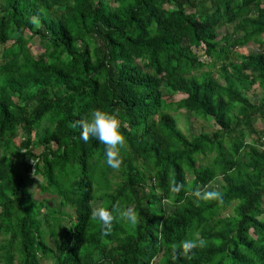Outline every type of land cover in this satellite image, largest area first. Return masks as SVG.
Wrapping results in <instances>:
<instances>
[{"label": "trees", "instance_id": "trees-1", "mask_svg": "<svg viewBox=\"0 0 264 264\" xmlns=\"http://www.w3.org/2000/svg\"><path fill=\"white\" fill-rule=\"evenodd\" d=\"M97 107L121 121L118 169L74 127ZM0 264H264V0L0 2Z\"/></svg>", "mask_w": 264, "mask_h": 264}, {"label": "clouds", "instance_id": "clouds-1", "mask_svg": "<svg viewBox=\"0 0 264 264\" xmlns=\"http://www.w3.org/2000/svg\"><path fill=\"white\" fill-rule=\"evenodd\" d=\"M74 127H79V139L87 143L90 139H95L106 146V163L118 169L121 165L119 151L126 144V138L121 131V121L115 112H109L103 108L97 107L91 109L88 116L77 121ZM183 188V184L173 187V191L179 192ZM197 196L203 199H212L220 196L219 192L207 191L203 194L197 190ZM92 217L102 222L105 233L111 230L113 220L116 218L113 211L105 207H97L92 209ZM121 218H129L135 221V216L131 210H120ZM203 244V241H201ZM185 252L193 247L191 240H185L182 244Z\"/></svg>", "mask_w": 264, "mask_h": 264}, {"label": "rangeland", "instance_id": "rangeland-1", "mask_svg": "<svg viewBox=\"0 0 264 264\" xmlns=\"http://www.w3.org/2000/svg\"><path fill=\"white\" fill-rule=\"evenodd\" d=\"M0 2H3V0H0ZM38 39L34 40L35 47H38ZM35 47L32 48L33 51H35ZM262 48L259 45H255L254 43H251L246 48L238 49V53L244 54V55H255L260 53ZM200 54H203L201 50H199ZM216 72V71H213ZM263 97V91L258 87L254 86L253 90L249 93L248 98L255 103L260 98ZM184 98L183 96H178L176 98V101ZM178 116L179 119L176 118L178 125L183 130L184 133H186L188 136H198L202 132L212 134L215 133L216 127L211 122H206L202 120H197L195 118H192L189 116L187 112L184 110L179 111L177 114H174ZM255 126L260 129V127L263 126L262 122H255ZM37 154L41 153L42 149L38 148L35 150ZM43 183V177L42 176H34V186L31 188V191L34 193V197L36 200H46L48 202H51L52 207H55L59 212H67V213H73L70 208L68 207H62L60 204L59 198H57L53 193L49 191L47 194H43L40 188V184ZM221 190V183L216 182L208 187L207 191H216L220 192ZM94 206L97 208V204H94Z\"/></svg>", "mask_w": 264, "mask_h": 264}, {"label": "water", "instance_id": "water-1", "mask_svg": "<svg viewBox=\"0 0 264 264\" xmlns=\"http://www.w3.org/2000/svg\"><path fill=\"white\" fill-rule=\"evenodd\" d=\"M50 206H52V205L50 204Z\"/></svg>", "mask_w": 264, "mask_h": 264}]
</instances>
